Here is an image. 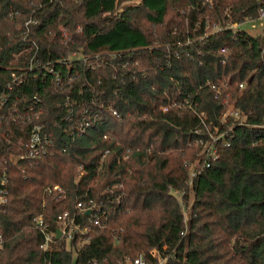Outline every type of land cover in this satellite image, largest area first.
I'll return each mask as SVG.
<instances>
[{
    "label": "trees",
    "instance_id": "obj_1",
    "mask_svg": "<svg viewBox=\"0 0 264 264\" xmlns=\"http://www.w3.org/2000/svg\"><path fill=\"white\" fill-rule=\"evenodd\" d=\"M263 1L140 0L119 9V0H0V92L10 68L26 67L31 57L102 56L94 70L82 60L54 66L62 77L78 74L65 93L81 91L80 107L97 92L100 108L87 105L84 114L100 120L83 134H71L73 118L65 95L52 93L51 74L36 71L9 91L42 98L51 155L9 168L0 264H264V34L242 28L258 20ZM62 30L72 44L63 45ZM110 53H121L116 66ZM226 103L241 124L229 116L221 124ZM202 121L210 131L230 128L228 146H217L209 167L199 157L208 138ZM56 185L61 191H47ZM90 199L106 227L40 250L32 219L42 215L55 230L58 214L74 215ZM81 215L79 222L87 218ZM154 249L164 262L151 256Z\"/></svg>",
    "mask_w": 264,
    "mask_h": 264
},
{
    "label": "built area",
    "instance_id": "obj_2",
    "mask_svg": "<svg viewBox=\"0 0 264 264\" xmlns=\"http://www.w3.org/2000/svg\"><path fill=\"white\" fill-rule=\"evenodd\" d=\"M258 20L257 22H264V1L261 3L258 10ZM249 21L247 23H251ZM255 22V21H254ZM31 23V22H30ZM29 25V22L28 24ZM230 29L235 30L238 28L237 24L230 25ZM217 26H213L212 31H218ZM22 43L29 45L28 33L21 34ZM61 37L63 38V45L68 46L73 43L71 37L67 36L66 30L61 31ZM202 38H199L195 41H200ZM31 43V42H30ZM192 41L189 38H186L185 44H191ZM34 45V51L37 50V47ZM220 53L225 54L226 49L220 48ZM28 51V49H24ZM36 53V52H34ZM33 53V54H34ZM21 53L16 54L15 60H17ZM121 53H110L106 56L108 57L107 62L110 63V66H116V59L119 58ZM170 58V57H169ZM75 60H82V64L86 69L94 70L100 67L102 63V56L99 54L90 55L89 57H83L74 51H69L66 57H61L58 60H53L52 62L43 63L40 60H35L34 57H31L28 60V65L26 67H12L10 68L11 72V81L4 87V90L0 92V209L6 207L9 197V182H10V166L17 165L19 163L27 162L31 163L32 160L42 158L44 156L51 155L49 147L51 146V139L47 135L45 130V125L41 121L43 115V109L41 108L42 98L37 96H32L30 100H26L24 95H17L12 98L9 91L12 89V86H20L23 83H26L28 79L32 76V73L38 72H47L53 77L51 79L52 93L64 94V107L67 108V117H72L71 122L73 127L71 128V134H83L92 123L98 122L100 119L97 114H88L85 116L84 112H88L89 107H97L95 101V90H92V97L89 102L84 103L82 106L77 105L76 101L82 97L81 91H78L77 97L70 94H66L65 91L70 89L72 81L76 79L78 74L67 73L64 77L58 74L57 71H54L55 65H63L67 68L70 67L71 63ZM100 63V64H99ZM133 66L137 65V62L132 64ZM129 64L127 62H119L117 67L121 70H127ZM44 73V72H43ZM113 79L116 77L113 76ZM44 80V79H43ZM42 80V81H43ZM43 83V82H42ZM240 88L243 85H239ZM25 100V101H24ZM11 101V105H6L7 102ZM22 101V102H21ZM88 105V106H87ZM178 106L182 108L185 104H176L173 103L172 106ZM80 112L79 116H72L73 110ZM100 108V107H97ZM171 107H163V112H167ZM109 110H113L110 109ZM94 111V110H92ZM115 115L114 111H111ZM228 116L233 118L237 124H241L239 120L240 115L236 112L232 105H225V111L222 114L221 124L227 122ZM204 130L208 135V138L205 142H199L201 147V152L199 157H202L205 167L218 156V145L228 146L227 138L229 135L230 128L219 131L218 128H212V131L203 123ZM105 154L102 159L105 158ZM127 158V156H125ZM197 162H194L189 170V177H193L195 174L194 165ZM118 189H122V185L116 184ZM61 191L60 187L57 185L52 189L49 188L47 191L51 193L52 191ZM181 196V195H180ZM74 215H70L68 212H63L58 214L56 217V227L55 230L50 229L46 221L43 220L42 215L36 216L32 219L33 228L36 232L42 237V244L40 245V250L47 252L51 250L52 246L55 243V240L64 239L66 242L72 241L75 238V234L86 235L90 234L94 228H104L106 227L107 219L104 218L102 207L94 200H89L88 202H78L75 206ZM81 214H86L87 218L83 222L76 220L77 216H82ZM60 231V238L55 237V232ZM181 235H184L181 233ZM4 248V238L0 232V254ZM163 250L167 249L166 246L162 247ZM151 256L155 259H159L160 263L164 262L165 258L161 257L159 251L152 250ZM92 264H95L93 262ZM133 264H143L141 259H135Z\"/></svg>",
    "mask_w": 264,
    "mask_h": 264
},
{
    "label": "rangeland",
    "instance_id": "obj_3",
    "mask_svg": "<svg viewBox=\"0 0 264 264\" xmlns=\"http://www.w3.org/2000/svg\"><path fill=\"white\" fill-rule=\"evenodd\" d=\"M140 0H119V6L118 8L121 9L123 7H128V6H134L139 3ZM242 28L249 32L251 35L252 34H264V22H254L252 21L251 23H244L242 25ZM179 197H181L180 193L177 194ZM190 201V199H188Z\"/></svg>",
    "mask_w": 264,
    "mask_h": 264
},
{
    "label": "water",
    "instance_id": "obj_4",
    "mask_svg": "<svg viewBox=\"0 0 264 264\" xmlns=\"http://www.w3.org/2000/svg\"><path fill=\"white\" fill-rule=\"evenodd\" d=\"M55 234H56L55 237H56L57 239L60 238V237H59V235H60V231H59V230L56 231Z\"/></svg>",
    "mask_w": 264,
    "mask_h": 264
}]
</instances>
